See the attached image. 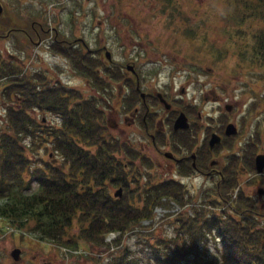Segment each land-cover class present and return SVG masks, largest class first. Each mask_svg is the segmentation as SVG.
Returning a JSON list of instances; mask_svg holds the SVG:
<instances>
[{
  "label": "rangeland",
  "instance_id": "374dc122",
  "mask_svg": "<svg viewBox=\"0 0 264 264\" xmlns=\"http://www.w3.org/2000/svg\"><path fill=\"white\" fill-rule=\"evenodd\" d=\"M0 10V125L3 124V108L16 104L13 99L1 95L10 79L4 74L7 69L17 73L20 81L16 87L25 82L27 90H38L36 84L40 76L44 80L41 87L48 82V86L58 85L69 95L76 89L80 100L94 102V109L102 113L107 125L103 134L106 139L114 138L118 145L124 143L122 138L126 136L125 139L133 141L135 149L139 142L146 145L140 153L150 157L153 163L144 180L137 176L139 184L173 178L183 184L184 193L198 197L192 201L204 206L207 214L221 210L237 217L243 210L247 216L251 213L264 223V196L255 193L257 187L264 188V174H255L251 166L254 154L264 152V57L253 50L256 37L264 33V6L256 5L254 0H0ZM32 21L41 23L44 30L39 31L38 44L33 35L31 42L23 45L19 39L24 36L19 32L5 36L12 25L29 31ZM52 27L56 30H46ZM54 32L57 33L56 41L50 40ZM62 40L70 42L68 53L62 50L68 47L58 42ZM101 46L118 65L133 63L141 91L150 95L154 91L165 93L162 94L171 104V110L166 111L163 118L169 119L184 110L193 125H200L199 131L204 132L201 136L226 120L236 124V135L224 138L207 157V160L219 161L218 168L229 154L238 157L224 171L227 177L229 170H234L232 195L219 191L215 186L216 178L209 179L195 172L183 175L175 170L174 164L150 148L149 139L141 136L139 126L123 124V100L131 94L130 87L126 82L124 86L122 81L130 79L132 90L130 73H124L119 79L112 75L108 95L96 94L85 84L86 76L76 65L80 60L77 56L88 55L87 49ZM97 56L106 63L102 51ZM108 67L115 71L114 67ZM101 71L98 68L100 74ZM121 85L122 96L118 98ZM223 103H230L232 110L225 112ZM189 105L193 108L187 107ZM157 109L159 114L164 113L162 106ZM131 110L125 113L129 115ZM35 113L38 120L40 112ZM35 113L29 112L30 115ZM48 121L54 125L60 123L51 113L45 114V122ZM164 129L167 131V127ZM166 136L169 137V132ZM21 143L31 163L36 162L32 154L47 160L48 149L44 152L43 145H32L30 136ZM165 150L167 147L160 146V151ZM25 177L27 179L28 175ZM241 191L249 197L245 204L238 199ZM192 206L187 202L180 205L166 201L154 207L152 217L142 220L138 229L151 230L152 235H170L175 230L171 225L173 220L190 213L188 208ZM32 223L28 220L18 227L0 218V264H89L87 256L98 252L96 247L82 240H77V248L73 250L40 241L33 235ZM72 224L70 234L77 232L76 224ZM136 232L125 233L118 244H127L132 253L141 257L142 263H147L149 239L145 242L141 235L136 237ZM116 235L105 236V242H111ZM12 248L20 249L17 262L9 256Z\"/></svg>",
  "mask_w": 264,
  "mask_h": 264
},
{
  "label": "trees",
  "instance_id": "16d2710c",
  "mask_svg": "<svg viewBox=\"0 0 264 264\" xmlns=\"http://www.w3.org/2000/svg\"><path fill=\"white\" fill-rule=\"evenodd\" d=\"M254 1L264 6V0ZM255 42L253 50L264 57V33ZM79 55L77 59L84 64L77 65L80 73H91L95 79L96 70L87 65L96 67V59ZM101 72L107 75L109 87L113 71L103 68ZM4 74L10 76L12 71ZM17 81L10 77L1 92L16 104L3 108L0 125V218L18 227L31 220L35 238L68 250L77 248V240L96 247V254L87 256L88 260L84 257L89 264H264V223L243 210L234 217L192 207L190 213L173 220L175 230L170 235L142 232L138 225L152 217L153 208L181 193L164 180L139 184L136 157H116L119 144L103 136L102 113L94 109V102L80 100L78 91L69 95L48 82L38 90H27L28 84L16 87ZM36 111L40 112L38 120ZM47 113L60 123L42 122ZM28 136L32 145H43L44 152L48 149L47 160L31 153L36 162H30L21 143ZM114 188L121 189L118 197L112 196ZM238 199L247 202L241 192ZM73 222L77 232L70 234ZM134 230L138 231L136 237L141 235L145 242L149 239L147 263L127 244H118L125 233ZM108 233L117 234L109 243L104 240Z\"/></svg>",
  "mask_w": 264,
  "mask_h": 264
},
{
  "label": "flooded vegetation",
  "instance_id": "af4514ba",
  "mask_svg": "<svg viewBox=\"0 0 264 264\" xmlns=\"http://www.w3.org/2000/svg\"><path fill=\"white\" fill-rule=\"evenodd\" d=\"M1 11V10H0ZM10 19V17H8ZM9 19H5V20H9ZM1 22V21H0ZM15 25H12V27H10L7 31H6V35H8L10 32H19L21 35H23L24 37L22 39H19V43L20 45L23 44H29L32 39V35L33 37L36 38V44L39 43L41 37L39 36V31L42 32L44 31L42 28L41 23H36V21H32L29 25L30 29L29 31H24L23 28L21 26L19 27H14ZM2 27V26H0ZM33 32L32 34H30L29 32ZM47 31H54L56 30L55 27L47 28ZM45 30V31H46ZM56 36L57 33L54 32V37H50V40L52 38V41H56ZM76 43V39L73 40ZM26 42V43H25ZM60 43H64L66 45V47L69 46L70 42L68 43V41L66 40H62V41H58ZM62 50H64V53H68L69 51V47L68 48H62ZM88 51V59L90 61H93L91 58L96 59V67L93 68L92 63H90L89 68L95 69L97 73H95V79H93L92 74L89 73L88 76L84 77V82L86 85H89L91 87V89H93V91L96 94H100V95H108V77L106 74H104L103 72H101V74H99L98 72V68H101V70L103 68L108 69V66H112L115 68V71L112 72V75L116 76L118 79L120 78V76L126 72L130 73L131 76H133V88L131 90L132 87V82L130 81V79L124 78V80L122 81L123 85L125 86V82L127 83V86L130 87V98L125 96L123 102H124V111L122 114V122L123 124L127 125V126H139V130L141 131V136L143 137H147L149 139V145L150 148L155 151V152H160L162 154V156L169 160L172 164H174V169L177 171H180L183 175L184 174H188L190 172H195L197 174H203L205 177L209 178V179H215L216 178V184L215 186L221 190H224L225 192H227L228 195H232V191L233 189V182H234V170H229L228 172V176L225 177L224 171H226V168L229 169V167H231V162H234L236 160H238V157L235 156L234 154H229L225 159V161H222V167H219V161L214 160V159H210L207 160L208 155H210L213 151V148L219 144H221L222 142H224V138L227 137H234L237 133V128H236V124L233 121H228L226 120V122L223 125H219L217 124L214 128L212 127V130H209L207 132H205V134L203 136H201L204 132H200L199 131V126H195L192 124V122L189 120V118L187 117V112L182 110V111H178L177 114H175V116L169 118V119H165L163 118V115H165L166 111H170L171 110V104L169 102H167L166 98L163 96V94H165L164 92H157L154 91L153 95L148 94V92H144L141 91V86H140V81H139V75L137 73V71L134 69L133 63H126L124 65H118V63H115L111 60L110 57V53L108 50H106V48L104 46H101L99 48L94 49H87ZM100 51H102L103 54V59L105 60L106 63L102 62L101 60H99V57L97 56L98 53H100ZM108 52V56H106L105 52ZM95 54V57L94 55ZM97 56V57H96ZM73 61L75 62V60L73 59ZM11 62V61H9ZM76 65L79 66H84L83 62L81 61V59L76 63ZM112 69V68H109ZM124 69V71H123ZM114 70V69H113ZM119 70V72H118ZM120 73V74H119ZM10 77H14V74H10ZM38 78H43L38 76ZM44 81V80H43ZM55 83V82H54ZM41 86L40 82H38L36 84V87L39 89ZM99 86H101V90H99ZM122 85L121 87H119L118 90V98H120L122 96ZM75 91H77L76 89H74ZM180 92H183V90L181 89ZM141 93L143 94L141 96ZM102 99V98H101ZM135 103H139V106H134ZM158 106H162L164 113L163 114H159L157 107ZM167 106V107H165ZM189 108H193L191 105L187 106ZM223 110L225 112H229L232 110V105L230 103H223L222 105ZM129 108H131V112L129 113V115H127L125 112H127L129 110ZM176 110H174L175 112ZM182 113L185 117V126L184 127H174V121L176 116ZM42 118V122L45 121L44 117ZM232 125L234 128V133L232 134H225L224 130L226 125ZM107 127V125H105ZM110 129H116V127H111L109 126ZM165 127H167V131H165ZM166 132H169V137L166 136ZM214 134L215 136L218 137V141L216 143H213L211 146L209 145V139L211 137V135ZM126 136H123V142L124 143H120L119 144V154L116 155V157L122 159L124 158V160L128 159L127 157H132L135 156V162L137 163V167H139L138 170H135V173L138 174V177H142L144 180V176H147L150 172L149 169L151 168L150 166L152 165V161L150 159V157L145 156L143 154H141L140 152L143 151L145 149V144L143 142H139L138 143V148H133L132 145L134 144L132 140L130 139H125ZM166 138L168 140H166ZM185 142H189L187 144H184ZM124 145H126L127 147H129V149H131L134 153H129L125 148ZM198 144V145H195ZM165 146L167 147V149H171V151L165 150V151H160V146ZM193 145H195V148L193 147ZM263 154L264 152H258L256 154ZM137 154V155H136ZM177 154V155H176ZM254 154V156L256 155ZM253 156V159H254ZM251 161V166H253V160ZM207 160V161H206ZM126 163V162H125ZM145 164V165H144ZM151 164V165H150ZM126 165V164H124ZM149 165V166H148ZM148 166V167H147ZM254 168V167H253ZM255 174L259 175V174H264V166L263 169L261 171V173H256ZM150 182V180H147ZM166 183H170L174 185V188H176L180 193L181 196L178 197V195L175 196H171L169 198L170 201H173L175 203L178 204H183V203H191L193 204V208H196L197 210H205L204 206L200 207V205L197 206L196 202L194 203V201L197 199L198 197H195V195L191 196L189 195V193H184L183 192V184L179 181H177L176 179L173 178H168L164 180ZM151 184V182H150ZM152 184H155L152 183ZM173 187V186H171ZM118 189V188H116ZM120 189V188H119ZM261 191V194L257 193V190ZM121 191V189H120ZM263 191V192H262ZM255 193L257 196H264V188L262 187H257L255 190ZM185 196L187 199H185ZM236 195H234L235 197ZM241 197H243V199L248 201V196L244 194V192L241 191ZM250 200V199H249ZM213 201L211 202V205H213ZM181 202V203H179ZM190 207V208H192ZM188 208V209H190ZM196 210V211H197ZM219 212H221V210H219ZM217 213V212H216ZM252 215V214H251ZM254 216V215H253ZM255 218H257L256 216H254Z\"/></svg>",
  "mask_w": 264,
  "mask_h": 264
},
{
  "label": "water",
  "instance_id": "95a60500",
  "mask_svg": "<svg viewBox=\"0 0 264 264\" xmlns=\"http://www.w3.org/2000/svg\"><path fill=\"white\" fill-rule=\"evenodd\" d=\"M106 56H108V52L106 51ZM143 94L141 93V96ZM167 107V106H165ZM185 126V117L182 113H179L176 118H175V121H174V127H184ZM224 133L225 134H232L234 133V128L232 125H226L225 127V130H224ZM218 141V137L215 136L214 134L211 135L210 139H209V145L211 146L213 143H216ZM253 167H254V170L256 173H261L262 169H263V166H264V155L259 153V154H256L254 156V159H253ZM263 192V191H262ZM257 193L258 194H261V191L258 189L257 190ZM114 196H119L120 195V189H116V191L114 192L113 194ZM19 254H20V249L19 248H12L10 251H9V256L11 258V260L13 262H17L19 261Z\"/></svg>",
  "mask_w": 264,
  "mask_h": 264
}]
</instances>
